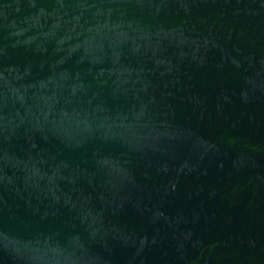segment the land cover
<instances>
[{"label":"water","instance_id":"95a60500","mask_svg":"<svg viewBox=\"0 0 264 264\" xmlns=\"http://www.w3.org/2000/svg\"><path fill=\"white\" fill-rule=\"evenodd\" d=\"M0 264H264V0H0Z\"/></svg>","mask_w":264,"mask_h":264}]
</instances>
